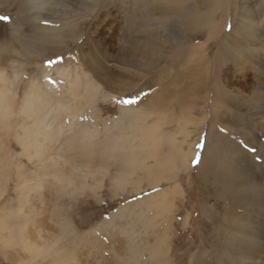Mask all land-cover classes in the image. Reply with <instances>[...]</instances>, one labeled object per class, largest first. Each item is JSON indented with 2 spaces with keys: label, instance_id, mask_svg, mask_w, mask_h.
I'll use <instances>...</instances> for the list:
<instances>
[{
  "label": "rangeland",
  "instance_id": "1",
  "mask_svg": "<svg viewBox=\"0 0 264 264\" xmlns=\"http://www.w3.org/2000/svg\"><path fill=\"white\" fill-rule=\"evenodd\" d=\"M5 2L6 0H0L2 5ZM108 2L103 3V10L108 13L103 14L101 18H95L102 11L99 7H97L99 13H96L93 7L76 9L75 6L70 7L72 16H62L60 21L57 19L59 15L54 13L50 20L46 18L40 20L39 22L44 25L49 23V26L53 27L59 25L64 33L63 37L53 34L56 39H60L61 44L58 42L43 45L41 52H37L39 55L37 53L22 55L19 48L14 49L15 52L10 50L12 58L4 63L7 66L4 65L6 67L4 76L8 81H13L15 88L22 87L19 89L21 92L34 78L41 80L42 70L49 66L52 72H55L52 73L53 77H56V68L61 66L71 70L74 77L77 71L89 72L87 67L91 59L105 60L106 55L108 58L105 60L106 66L119 70L122 66L119 62L120 51L123 47L127 48V42L122 36L130 23L119 6L112 12L107 11L110 7L113 8L112 3ZM224 3L222 10L215 12L212 18L203 23L201 28L203 35L193 36L199 38L189 43L198 47L205 45L204 51L202 52L200 48L199 51L205 53L204 56L209 60L219 56L218 64L212 62V58L205 71L210 72L211 82L216 86L214 104L211 102L212 96L206 104L204 103L208 97V85L203 82L197 86L201 88L198 93L193 91L194 89H191L192 92L183 89L184 92H180L177 98L173 97L177 103L172 107L156 110L158 104L171 100L172 95L164 96L161 92L165 85L173 83L170 82V78L153 79L154 72L159 69H154L152 73H144L140 80H133L131 77H141L144 72L134 67H127L130 73L122 77H118V73L112 71L110 87L102 89L103 94L98 95L95 105L87 106L81 114L76 113V109L78 110L76 103L68 107L70 99L68 101V98L63 99L70 113L69 123L72 120L70 118L72 113H76L77 124H91V128L97 124L100 130H104L106 123L113 126L122 107L134 108L139 105L138 111L149 115L147 119L149 138L154 133L156 138L163 139L164 145L161 147L165 155L162 166L161 162H154V158L146 159L149 157L148 154L158 150L157 142L151 139L149 142L145 135L139 134L134 140L136 146H140L143 141V146L149 153L143 150L145 153L137 156L133 165L134 172L131 173L127 169L124 171L126 174L120 173L123 163L113 156L106 161L96 158L93 160L97 166L99 162L103 164V168L108 171L106 174L90 175L93 166L87 169L81 165L79 166L81 171L76 169V172L82 175L79 179L76 178V193L71 195L69 192L65 195L66 201L67 197L70 199L74 197L73 209L64 207L62 210L67 212L64 217L73 224L76 239L80 242L71 245L72 237L60 234L58 249L63 250L61 258L68 260L64 264H129L130 260V264H264V249L261 247L262 245L264 247V233L261 232L264 228L263 217L260 209L247 204L241 196V190L257 184L248 183L247 178L240 177L242 162L243 168L252 171L255 176L253 182H262L257 176L260 177L259 173L262 171L260 165L264 163V0H251L248 6L246 0H225ZM228 9L227 23L223 26ZM15 10L17 11L15 8L7 12L0 9V41L7 39L14 32L11 18ZM203 10L201 6L200 12ZM129 15L128 17L131 16ZM78 20L79 23L85 22L86 28L77 35L71 28L72 25L76 26ZM243 30L254 36V39L246 44L239 33ZM126 34L129 35L131 32ZM254 40L256 44L253 47L251 42ZM59 47L65 48L60 51L61 54L58 53L60 57H52L53 53L58 52ZM249 48L256 49L254 52L256 54L249 53ZM242 49L245 50L241 52ZM168 54L169 52L166 55ZM170 55L172 56V53ZM188 64H195V61H189ZM161 66L164 68V64ZM168 70H173V67H168L163 72ZM15 72L18 76H15ZM194 80L195 78L191 79L192 82ZM116 84H120V87L115 88ZM182 97L189 108L177 105ZM17 98L19 101L21 96L18 95ZM149 103L152 105V109H149L151 112L146 110ZM62 115L65 117V112ZM96 116L99 117V122H96ZM74 125L69 124L59 131L56 145L61 143L64 137L74 133L75 127L74 130L71 128ZM118 130L119 128H115L112 133H118ZM213 146H219L222 153L218 158L222 162L221 174L220 172L212 174L210 168L208 170L204 165V158L213 157L211 149L215 148ZM9 148L14 154H20L18 159L22 165L27 166L24 170L35 176L32 182L36 184L35 178L38 175L32 171L33 162L38 161V157L33 156L34 158L30 159V152L25 151L15 139L11 140ZM174 148L179 150L180 155L176 161H173L175 159L172 157L175 156L172 153ZM80 150L76 148V154L82 162L92 159L90 154L80 155ZM73 152L74 149L63 147L60 160L65 162L62 163L63 166H70L69 156ZM11 159L6 156L0 160V227L4 223L14 225L12 219H7L10 209H5L7 201L15 195L18 173L13 161L11 165L9 164ZM143 161L146 165L153 164V167L148 170L143 167ZM235 169H238L234 178L236 187L231 185L233 188L230 189L231 186L228 184L229 179L231 180L230 174H233ZM54 174L49 173L50 176L43 178V187L51 182L55 183ZM153 179L155 184L150 185ZM157 201L164 204L161 207L150 205L156 204ZM45 206L44 209H40L38 217L40 221L44 220L38 224L42 233L47 229L45 226L57 227L56 220L51 219L55 206ZM45 209L48 213L42 214ZM22 213L24 215V212L20 215ZM15 224L19 222L16 221ZM60 230L63 231V228ZM6 233H0V264H46L50 258L48 256L53 254V249L43 250L46 245L38 244L39 249L43 251L38 255L33 253L36 256L31 259L32 255L30 256V252L25 250V246L21 245L19 240L16 242L3 240L7 236ZM36 241L41 243L42 239L38 238ZM254 242L260 243V249L253 245ZM155 245L160 246L162 251L156 254L157 256L151 252ZM253 249L258 251L252 254ZM71 250L75 251L74 254Z\"/></svg>",
  "mask_w": 264,
  "mask_h": 264
},
{
  "label": "bare ground",
  "instance_id": "2",
  "mask_svg": "<svg viewBox=\"0 0 264 264\" xmlns=\"http://www.w3.org/2000/svg\"><path fill=\"white\" fill-rule=\"evenodd\" d=\"M108 1L112 3L111 6H113V8L110 7L107 11L112 12L119 6V8L122 9L121 11L127 15L126 17L130 23L128 29H124V35L122 36L123 40L127 42V48L123 49V47L120 51L119 62L122 66H120L119 70L117 68L114 70L113 68L106 66L105 60H108V58L104 54L105 60H101L100 58L91 59L88 62L89 66L87 67L89 72L80 73L77 71L74 77H72L71 70L64 66L56 68V77H53L52 73L55 72H52L51 66L46 67L43 69L44 71L42 70L40 75L41 80L34 78L29 85L23 87L21 92H19V89L22 87L15 88L13 81L7 80L4 76L7 66L4 63L7 59L12 58V55L9 54L10 50L14 51V49L19 48L21 49L20 53L22 55H33L42 50L43 45L47 46L48 44L50 45L59 42L60 39H56L55 34L53 33H56L59 37H63L64 33H62V29L59 25L56 27H53L52 25L49 26L50 23L44 25L39 22L40 20L43 18L50 20L52 17L51 15L54 13L59 15L57 19L60 21L62 16H72V9L70 10V7L75 8V6L76 9L93 7V10L95 12L97 11L96 13H99L97 10V7H99L102 11L95 18H101L103 14L108 13L106 10H103V3H109ZM224 2L225 0H214L213 3L212 0H6L4 5L0 4V9H4L7 12L15 8L17 9V11L15 10L16 12L12 14L11 18L14 32L11 36H6L7 39L0 41V160L2 161L6 156L10 157L12 159L9 164L11 165L13 161L17 166L16 168H18L16 186L14 188L15 195L7 201L5 206V209H10L8 213L10 215L7 219H12L14 225L9 226L7 223L2 224L0 227V233L7 232V236H3V240H6L7 242H16L19 240V243L25 246V250L30 252V256L32 255L31 259H34L36 256L33 253L38 255L43 250L53 249L52 256L48 254L50 255L48 257L50 258L47 259L46 264H64L68 260L61 258L63 250L58 249L61 239L60 234L68 235L69 238L72 237L71 245H76L80 242L79 239H76V230H74L73 224L68 221V218L66 219L64 217V214L67 212H63L62 210V208L65 209L64 207L73 209L72 199L74 198V195L71 196L73 197L71 199L67 197V201L65 195L69 192L70 194L76 193V178L79 179L82 176L76 172V169L81 171V169H79V166L81 165H84L87 169L93 166V168L90 169V175L106 174L108 171L106 168H103V164L99 162L97 166L93 160L96 158L98 160L106 161L113 156L116 159H120L122 161L121 163H123L120 173L126 174L124 171L127 169L131 173L134 172L133 165L135 164L137 156L145 153L143 150H146L143 146V141L138 147L134 142L135 138H137L136 136L139 134L145 135V137L149 139V142L151 140L155 143L157 142L156 147L158 150L148 154L149 157H146V159L154 158L155 160L153 161L161 162L162 166V163L165 161V155L161 145H164V141H162L163 139L159 140L160 138H156L154 133L151 134L149 138L150 130L148 127L149 123H147L149 115L146 113L142 114L140 110L138 111L137 107H139V105L134 108H128L127 106L122 107L119 118L113 124L116 129L119 128L118 133L115 134L112 133L115 128L109 126V123H106L104 130H100V127L97 124L94 128H91V124H77L76 113L81 114L87 106L95 105L98 95L100 93L103 94L102 89L110 87L111 84L109 80L111 81L113 79L112 71L118 73V77L129 75L130 72L128 73L129 69L127 67H134L140 71H144L140 75L141 77H131L133 80H140L139 78H142L144 73H152L154 69L159 70L154 72L153 79L159 80L170 78L169 80L173 84L165 85L162 92H160L164 96L170 97L172 95V98L171 100L164 101L165 105L162 103L158 104L155 108L156 110H163L172 107L177 103L173 100V97L177 98L180 92H184L183 89H188L186 92H192L191 89H194L193 91L198 93L201 88L197 86L203 82L208 85V97L204 103L206 104L212 96L213 101L211 102L214 104L216 86L214 85V82H211L210 72L207 71L205 73L206 68L212 61L211 59L213 57L209 60L204 56L205 53L202 54L205 45L198 47L189 43L199 38L193 36L202 34L201 28L204 25L203 23L212 18L215 15V12L222 10L223 5H225ZM250 2L251 0H246L247 6ZM201 6L204 9L202 12H200ZM228 12L229 9L227 10L223 26L227 23ZM128 15L130 17H128ZM79 22L80 20L76 22V26L71 24L73 26L71 31H76L77 35L82 33L86 28L84 25L86 24L85 22ZM128 32H131V34H126ZM239 33L242 34L240 37H243L245 44L249 40L254 39V36L251 33V35H249L244 30ZM255 44V40L251 42V46L254 47ZM199 48L202 52L199 51ZM64 49L59 47V50L56 49L58 52H52L53 54L51 56L58 57V53ZM244 50L245 49H242L241 52ZM255 51L256 49L252 50L251 48L248 50V52L253 55L256 54L254 53ZM168 52L169 54L166 55ZM170 53H172V56ZM215 57L216 58H213L212 62L218 64L219 56ZM193 60L195 61V64H188L189 61ZM162 64H164V68L161 66ZM260 64L261 63H259V66ZM4 65L6 67H4ZM179 66L180 68H178ZM168 67H173V70L163 72V70L166 68L168 69ZM15 76H18L17 72H15ZM193 78H195V80L192 82L191 79L193 80ZM61 79L65 80L63 81ZM122 84H124V82ZM116 87H120V84H116L115 88ZM80 89L82 90L80 91ZM18 95L21 96L19 101L16 100L18 99ZM66 98H68L67 101L70 99L71 102L67 103L68 107H71V104L76 103V108H78V110L76 109V113H72V116L70 117L72 120L70 123L68 122L70 113L67 109V105L63 102V99ZM180 100L182 101L180 102ZM180 100H178L177 105L180 104L181 108L184 105L187 106L183 97ZM147 105L149 107L146 110L150 111L149 109H152V105H150V103ZM190 109H192L191 106ZM64 112L65 117L62 115ZM95 120L96 122H99V117L96 116ZM69 124H75L71 127L73 128L72 130H74L75 127L74 133L70 136L68 135L64 137L62 142L56 145L55 143H58L59 140V131L68 127ZM208 138H211L210 134ZM12 139L17 140L25 151L27 150L28 153L30 152V157L28 156L30 159H33V156L38 157V161H34L35 159L33 160L34 170L32 171L34 173L36 172L38 175H36L37 178H35L37 181L36 184H33L32 182V179H34L35 176H31L30 173H28L29 171L27 172L24 170L27 166L22 165L21 161L18 159V155L20 154H14V151L12 149L10 150L9 147ZM137 145L139 144L137 143ZM65 146L68 149L75 150V152L69 156L70 166L68 167L62 165V163L65 162L60 161L62 160L61 152ZM76 148L81 149L79 151L80 155L90 154L92 159L88 162H82V160L79 159L78 154H76ZM211 149L213 150V157L209 156L207 159L204 158L203 160L205 162H203L204 165L208 167V170L210 168L209 171H211L212 174H216V172L219 173L221 171L220 168L222 162L218 158L222 153L219 146ZM32 150L34 151L32 152ZM147 153L149 152L147 151ZM172 153L175 155L172 156L175 159L173 161L178 160L180 157L179 150L174 148ZM167 158L168 157H166V159ZM144 162L145 161L142 162L143 167L148 170L153 167V164L146 165ZM104 165L106 166V164ZM140 166L142 165L140 164ZM260 170L262 171L259 173L260 177L257 176V179H261L260 181L262 182H253V177L255 176L251 173L252 171L245 170L241 162L240 172H242V174L240 177L242 176L243 179L247 178L248 183L257 184L249 186L246 190H241V196L244 197L247 204H251L255 208L260 209V214L263 217L264 223V163L260 165ZM223 171L226 172V170ZM235 171L233 174H230L231 180L229 179V186L233 185L236 187L234 185V178L235 174L237 176L238 169H235ZM52 172L55 173L53 175L55 183L51 182V184L43 187L44 179ZM56 173H61V175H57ZM245 175L247 177H245ZM115 179L116 176L114 177V180ZM222 179H224V177H222ZM154 184L155 180L153 179V181L150 182V185ZM42 188L44 189L43 191ZM232 188L233 187L231 186L230 189ZM44 204L47 206H55V208L53 207L55 211H52L51 213L53 216H51V219L54 218L56 220L55 223H57V227L45 226L47 229L42 233L38 224L44 222V220L40 221V218L38 219V217H40V209L45 206ZM163 204L162 201H157L156 204L150 205L161 207ZM15 206H17L16 209ZM45 208L47 207L45 206ZM12 210H14V212H12ZM44 211L45 212L42 214L46 212L48 213L47 209ZM21 212H24V215L23 213L20 215ZM6 213L7 212H5V214ZM16 221H18L19 224H15ZM62 228L63 231L60 230ZM26 231H28V233H26ZM261 232L264 233V228H262ZM79 236L80 235H78V238ZM38 238L42 239L43 243H37L36 239ZM38 244L46 245V247L43 250H40ZM253 245L260 249L259 242H254ZM261 247L264 249L263 245ZM71 251L72 254H74L75 251ZM251 251H254L251 252L253 254L258 250L253 249ZM151 252L156 255L162 251L160 246H156L151 249ZM128 262L131 263V260Z\"/></svg>",
  "mask_w": 264,
  "mask_h": 264
}]
</instances>
